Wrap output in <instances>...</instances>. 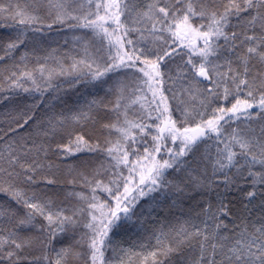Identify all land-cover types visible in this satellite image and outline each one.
Returning <instances> with one entry per match:
<instances>
[{"label":"snow or ice","instance_id":"obj_1","mask_svg":"<svg viewBox=\"0 0 264 264\" xmlns=\"http://www.w3.org/2000/svg\"><path fill=\"white\" fill-rule=\"evenodd\" d=\"M9 104L0 264H264V0H0Z\"/></svg>","mask_w":264,"mask_h":264},{"label":"trees","instance_id":"obj_2","mask_svg":"<svg viewBox=\"0 0 264 264\" xmlns=\"http://www.w3.org/2000/svg\"><path fill=\"white\" fill-rule=\"evenodd\" d=\"M82 31H87V30H82ZM69 38H71V36H69ZM151 94H149L150 96ZM10 108H12V105L9 104L7 107H4L2 105H0V113H4L7 112ZM61 183H63V181L61 180ZM132 264H138V262L135 261V258H132Z\"/></svg>","mask_w":264,"mask_h":264}]
</instances>
